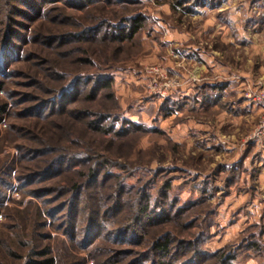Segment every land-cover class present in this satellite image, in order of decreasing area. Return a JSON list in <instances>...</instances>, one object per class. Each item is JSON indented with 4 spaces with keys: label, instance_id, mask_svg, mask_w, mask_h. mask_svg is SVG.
<instances>
[{
    "label": "rangeland",
    "instance_id": "rangeland-1",
    "mask_svg": "<svg viewBox=\"0 0 264 264\" xmlns=\"http://www.w3.org/2000/svg\"><path fill=\"white\" fill-rule=\"evenodd\" d=\"M34 1L9 16L0 0V264H264V0ZM97 77L112 82L94 94Z\"/></svg>",
    "mask_w": 264,
    "mask_h": 264
},
{
    "label": "trees",
    "instance_id": "trees-1",
    "mask_svg": "<svg viewBox=\"0 0 264 264\" xmlns=\"http://www.w3.org/2000/svg\"><path fill=\"white\" fill-rule=\"evenodd\" d=\"M3 1L5 4L4 12L6 13V15H9V16L12 15L13 12L20 13V9L18 8V5L16 6L15 2H19L17 4H20L22 6L26 5L28 7H31V9L33 10V12H35L36 15H40L42 13L41 7L36 5L34 0H3ZM46 1L49 3H55L58 0H45V2ZM98 1L99 0H66L65 2L66 3L69 2L72 5V7H76L78 9H86L89 4H94V3L96 4ZM145 19L146 18L144 14L141 12L137 11V13L136 12L132 13L130 16H125V18H122V20L120 21L118 25L117 24L108 25L111 28H113L110 34L113 36L114 39H119V40H124L126 38L132 37L141 29ZM103 23L104 22L101 21L95 24L94 26H84V27H81V30H79L78 32H66V33L60 34V36L62 38L68 37L71 41H74L75 39L84 40L86 39L85 36H88V35L94 36L99 31V27H102ZM12 33L13 31L8 30L7 28L5 29L4 36L1 35V39H0V91H3L5 88L4 87L5 86V77H4L5 75L4 74L6 71L5 58L8 56V52L11 47L10 39H11V36L13 35ZM83 80L84 79L82 78H77L75 82L76 84L79 85L83 83ZM75 82H74V87H75ZM90 82L93 83L90 88V91L95 94L98 90H101L102 88H110L112 78L110 77H106V78L99 77L98 78L97 77V78H93V80H91ZM88 83L89 81L87 82V84ZM75 89H77V87L74 88V92H76V95H77V90ZM67 90H66L65 96L67 95V93L70 92V91L67 92ZM64 92L65 91H63V93L61 92L62 95L59 94L60 99L64 96L63 95ZM45 105L46 104H44L43 106ZM4 112H5V105H2L0 106V121L2 119L1 117ZM105 131L107 130L105 129ZM57 161H54V163H57ZM93 173H94L93 168H91V171L89 172V174L93 176L94 175ZM77 187L78 185L75 184L74 188L76 189ZM118 206H119V199L116 198L115 202L107 208L108 210L106 213L109 212L111 215H116L118 212ZM147 209H148V206L146 207L140 206L139 208H136L134 214L131 217V221L134 220L135 222H139L141 219L143 220L145 218L144 215ZM146 218H148L149 221H151L150 217H146ZM120 233L123 234V232H120ZM169 243H170L169 236L160 235L156 237V239L152 242L151 246L154 248L157 257L162 258L168 255ZM46 253H47L46 250H42L39 252H34V251L30 252V254L28 255L27 259L25 260L23 264H53L54 263L53 257L45 256L47 255ZM233 260H234V256L232 255L231 256L222 255V256H219L217 263L218 264H232ZM153 263L156 264V262H153ZM160 264H165V263L163 262Z\"/></svg>",
    "mask_w": 264,
    "mask_h": 264
},
{
    "label": "built area",
    "instance_id": "built-area-1",
    "mask_svg": "<svg viewBox=\"0 0 264 264\" xmlns=\"http://www.w3.org/2000/svg\"><path fill=\"white\" fill-rule=\"evenodd\" d=\"M164 93V90H161L160 93ZM257 103L261 106L262 109V120L260 121V126L258 131L261 130V132L264 133V93L258 94L256 98Z\"/></svg>",
    "mask_w": 264,
    "mask_h": 264
}]
</instances>
